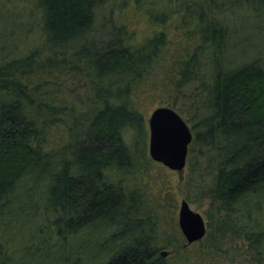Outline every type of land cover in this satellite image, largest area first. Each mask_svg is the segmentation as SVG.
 <instances>
[{"label": "trees", "instance_id": "obj_1", "mask_svg": "<svg viewBox=\"0 0 264 264\" xmlns=\"http://www.w3.org/2000/svg\"><path fill=\"white\" fill-rule=\"evenodd\" d=\"M133 1L148 34L135 42L105 20L107 38L94 43L106 0H34L46 59L39 65L35 49L0 64V226L25 205L20 196L39 193L61 243L96 235L88 245L103 256L91 264H264V66L225 65L230 29L261 22L264 0ZM56 57L89 79L85 100L39 90L36 75ZM146 86L187 117L193 139L181 189L190 204L209 201L205 237L169 258L161 253L183 239L163 179L171 171L147 157L135 99ZM239 240L245 250L228 246ZM0 264H9L1 250Z\"/></svg>", "mask_w": 264, "mask_h": 264}, {"label": "rangeland", "instance_id": "obj_2", "mask_svg": "<svg viewBox=\"0 0 264 264\" xmlns=\"http://www.w3.org/2000/svg\"><path fill=\"white\" fill-rule=\"evenodd\" d=\"M135 7L137 6L134 5L133 0H106L104 6L100 10L98 9V16L93 24V42L96 43L107 38L106 28L108 26L106 23L110 21H113L115 26L124 25L128 32H134L135 42L141 36L147 35L148 31L144 18L134 13ZM105 20L109 22L105 23ZM260 21L248 19L234 29H230L225 59L227 67H236L253 60H257L264 66V18ZM41 27V11L36 7L34 0H0V64L2 61H9L14 57H22L29 51L42 50ZM172 35L173 32L171 31L170 37ZM46 57L47 54L42 51L39 52L36 56L38 64L40 65ZM56 59H58L57 62L61 60L58 57ZM67 62L69 61L67 60ZM67 62L55 63L56 66L51 68L47 66V63H44L45 67L36 75L40 80V85H37L42 92L49 90L61 95L68 104L70 102L77 103L80 100H85L86 94L91 92L92 85L85 76L75 75L72 71L73 67ZM142 90H146L144 94H141ZM164 97L166 96L160 95V91L154 89L151 91L148 86L141 87L135 97L144 114L148 158V119L155 108L171 107L170 104L164 103L166 100ZM170 100L172 102L173 98ZM180 116L186 121L185 115ZM187 125L190 128V124ZM159 171L164 173L162 170ZM187 172L188 167L186 165L182 174L171 171L169 175L163 177L169 182L168 185L174 192L176 205L171 211V217L172 223L177 227L179 204L184 199L180 184ZM161 180L162 177L159 178V181ZM22 191L23 189H19L17 195H20ZM18 199L17 205H25L22 208H16L14 212L12 211L9 220L3 221L0 226V250L1 254L9 259V264H91L98 262V256H103L98 247L88 245L90 240L96 237L89 231L80 232L76 236H68L62 243L56 236L52 235L50 222L43 220L42 217L43 203L39 193H35L28 201L21 196ZM188 204L190 209L199 213L207 224L206 213L209 208V201L203 200L198 204ZM213 215H215L214 208ZM100 235L102 237L101 233ZM182 239L183 242L176 245L174 249L170 248L163 251L166 253V258L183 253L182 249L186 246V241L183 236ZM82 242L85 243L84 248H73L75 244L81 246ZM247 244V242L239 240L228 243V246L243 251Z\"/></svg>", "mask_w": 264, "mask_h": 264}, {"label": "water", "instance_id": "obj_3", "mask_svg": "<svg viewBox=\"0 0 264 264\" xmlns=\"http://www.w3.org/2000/svg\"><path fill=\"white\" fill-rule=\"evenodd\" d=\"M148 156L169 169L182 174L186 167L188 146L193 139L191 129L183 118L169 107L155 108L148 119ZM178 227L186 246L202 240L207 233L203 217L181 200L178 211ZM162 252L161 256L165 257Z\"/></svg>", "mask_w": 264, "mask_h": 264}]
</instances>
